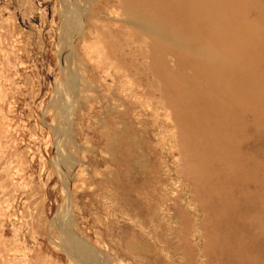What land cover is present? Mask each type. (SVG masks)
<instances>
[{
	"label": "rangeland",
	"instance_id": "374dc122",
	"mask_svg": "<svg viewBox=\"0 0 264 264\" xmlns=\"http://www.w3.org/2000/svg\"><path fill=\"white\" fill-rule=\"evenodd\" d=\"M85 1L0 0V264H264V183L233 175L264 174V113L242 107L244 133L221 138L195 66L138 38L118 0H90L103 28L77 35L65 14ZM187 1L219 74L248 40L211 22L227 0Z\"/></svg>",
	"mask_w": 264,
	"mask_h": 264
},
{
	"label": "bare ground",
	"instance_id": "6f19581e",
	"mask_svg": "<svg viewBox=\"0 0 264 264\" xmlns=\"http://www.w3.org/2000/svg\"><path fill=\"white\" fill-rule=\"evenodd\" d=\"M118 1H119L118 3L122 4L123 10H125L126 12L125 14H127L128 18L131 20L130 23L133 24L135 29L134 30L135 35H137L138 38H140L142 35H147L152 38L153 40L152 45L153 44L159 45L161 43L165 44L169 52H172L174 55H176V59H178V63L180 64L182 69L183 67L186 66H195V69L194 67L192 69L194 71H190L193 72L192 78L196 80H200V82L203 83V84H199L200 87L197 88V91H199V93L203 95L207 93V96L208 93L210 92H212L213 94V97L211 98L214 99V102L212 103L211 101L212 105L210 109L214 111V113L212 115H208V121H209L208 124L211 127H213L215 132L221 138L225 137L230 131L234 132L237 130V131H242L240 133H244V129H242L241 127L242 126L241 120L243 118L237 116L241 114V112L240 113L238 112L241 111L242 107L245 106L248 109H256L259 115H263L264 97H262L263 95L260 96L256 94L257 91H255V87L260 84V80L264 79V0H262L260 3L258 2L259 4L255 6L249 4V7H247L248 10L246 16H244V14L240 12V5H239L240 0H227L226 7L224 10H219L216 8L214 10L215 12L213 13V15L210 16L211 22L214 23L215 25L221 26L224 30L237 29V31L246 40H248V45L244 48V50L241 52L239 56L237 57L233 56L230 60L227 61V63L225 64L223 63L224 64L223 69L220 72L221 75H219L220 73L218 74L217 72V70H219L216 69L218 68V66L214 67L213 65H210L211 69L209 71L205 72L206 69H208L207 67L205 71L203 70L208 55L205 51L204 46L207 43H209V41L214 40V34L211 26L206 24L204 25L203 23L204 20L202 18V15L195 10L192 11L191 5H189L187 0H118ZM109 2L110 1H108V4ZM86 4L88 5L87 8L85 7L86 14H84V12H81L82 9L66 11L65 14L67 18L69 16V18L73 19L74 23L75 22L78 23L77 27L74 28L76 29L77 35H80L82 33H86L87 35H93V31L94 32H96L97 30L100 31L103 28L100 25L102 24L101 22H99L100 23L99 24L96 20H93V19L99 20L102 17H104L102 13H100L99 10H96V8L94 7H89L90 0L88 1V3L86 2ZM105 5H107V3ZM109 6L110 5H108L107 7ZM64 26L66 27V25ZM219 62L221 61H218V63ZM207 66L209 67V65ZM161 74L165 75L164 72H162ZM185 75L187 76V74ZM172 79H174L173 76ZM215 83H220V86L217 87L216 89L212 87ZM221 98H223L224 103L230 107L229 112H224V111L220 112L218 110L217 104ZM66 111H67V115L75 114L76 105H74V102L72 104H69L68 109ZM262 131H264V129ZM254 134L256 136L259 135L258 133H254ZM198 138L200 139L203 146L206 147V149L217 148V146H219L222 142L224 143L225 141V140H220L219 142H217L216 140L212 139L209 135L202 133L200 134L198 133ZM232 139H234V137ZM259 149L260 148L256 150L260 155H262L263 152ZM236 165H241V163L238 161V164ZM242 169H243L242 166L237 168L238 175L232 173L233 175H235L236 179H238L237 181H239L241 177H244V175H246V180H249L250 183H254V184L264 183L263 173L259 174L256 169L249 170L247 168L244 171V173H241ZM225 175L224 176L221 175V176L225 177ZM232 181H230L229 183L234 185V182ZM253 197L255 196H252V198ZM67 235L69 236V234ZM65 238H67V236H65ZM238 250H242V251H238ZM238 250L236 251H238V253L240 254L241 252L243 253L244 251H245L244 253H247L246 252L247 247L245 246L240 247ZM97 257L99 258V256ZM100 258L104 259L103 257ZM263 258L264 257H262V260ZM98 261L101 260L99 259ZM257 261L259 262L258 259ZM103 262L105 261L103 260Z\"/></svg>",
	"mask_w": 264,
	"mask_h": 264
}]
</instances>
